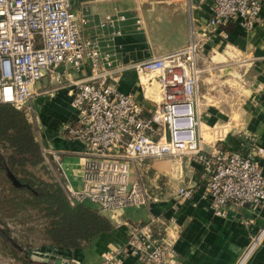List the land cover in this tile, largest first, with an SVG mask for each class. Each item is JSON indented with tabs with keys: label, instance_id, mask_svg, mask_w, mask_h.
I'll return each instance as SVG.
<instances>
[{
	"label": "built area",
	"instance_id": "1",
	"mask_svg": "<svg viewBox=\"0 0 264 264\" xmlns=\"http://www.w3.org/2000/svg\"><path fill=\"white\" fill-rule=\"evenodd\" d=\"M198 4L209 8L208 38L230 23L245 33L262 23L264 0ZM141 24L138 20V30ZM204 56V42L193 32L192 41L179 50L116 67L112 55L84 38L71 0H0V105L23 112L35 129L32 102L38 84L49 78L57 91L68 76L60 68L81 73L88 66L85 79L70 81L71 106L79 117L62 130L85 147L80 187L66 183L61 156L43 147L42 152L48 168L59 174L72 206L91 204L119 226H128L122 222V211L159 201L139 172L144 163L158 159L182 158L200 169L205 181L202 197L218 217L249 206L264 210V147L252 140L239 152L229 150L221 135L225 126L213 128L217 139L209 147L203 142L199 94ZM128 69L138 77L140 98L119 89ZM194 194L184 187L175 197L190 200ZM124 258L170 264L172 243L160 226L156 231L149 226L132 228L123 248L103 254L108 264H122Z\"/></svg>",
	"mask_w": 264,
	"mask_h": 264
},
{
	"label": "crops",
	"instance_id": "2",
	"mask_svg": "<svg viewBox=\"0 0 264 264\" xmlns=\"http://www.w3.org/2000/svg\"><path fill=\"white\" fill-rule=\"evenodd\" d=\"M71 3L82 24L84 38L97 42L103 53L112 55L116 67H130L170 53L171 49L183 48L192 41L193 32L204 42L207 56L211 51L214 54L223 47L246 54L252 65L249 89L245 91L250 94L235 126H225L227 129L221 135L223 145L231 151H241L246 142L252 140H257L264 147V12L262 23L250 33H245L237 23H230L208 38L205 36V26L209 8L207 5L199 6L198 0H182L183 7L179 9L170 4L156 5L153 11H149L139 0H103L101 4L97 0H71ZM153 14L160 15L159 21H171V24H167L166 33L152 32L154 37L157 34L163 39L160 42L155 41L149 32V18L154 19ZM138 20L142 21L140 30L137 28ZM103 24L111 25L103 27ZM159 45L167 46L159 48ZM59 72L68 75L60 89L55 91L57 85L49 78L36 88L37 94L32 102L37 118L35 128L43 149L61 156L66 183L78 189L85 147L81 142L67 137L62 130L79 117L71 106L70 81L85 79L89 69L86 65L81 73H77L71 68L62 67ZM119 89L140 96L138 77L133 70L123 72ZM199 102L200 115L204 111L200 116L201 125L205 124L210 134L212 131V140L204 143L209 147L217 139L213 128L223 125L228 116L220 109V101L211 95L210 89L205 95L199 94ZM139 172H142L143 182L152 194L159 198L158 202L122 211V222L128 226L113 222L115 230L112 233L102 236L75 255L67 256L48 247L39 249L38 258L33 260L47 264H108L104 262L103 254L123 248L129 229L149 226L156 231L160 226L172 243L173 258L170 264H264V210L249 206L227 218L216 216L209 201L202 197L205 181L201 170L186 159L147 161ZM139 172L134 174L133 179L137 178ZM184 187L195 191L192 199L175 197V193ZM254 244V249L250 251ZM122 264L140 263L133 258H124Z\"/></svg>",
	"mask_w": 264,
	"mask_h": 264
},
{
	"label": "trees",
	"instance_id": "3",
	"mask_svg": "<svg viewBox=\"0 0 264 264\" xmlns=\"http://www.w3.org/2000/svg\"><path fill=\"white\" fill-rule=\"evenodd\" d=\"M34 215L42 221L40 232L45 243L40 249L51 247L67 256L115 230L113 222L95 206L70 204L46 165L42 145L25 114L0 105V256L20 264H47L23 254L32 246L25 226L34 221Z\"/></svg>",
	"mask_w": 264,
	"mask_h": 264
},
{
	"label": "rangeland",
	"instance_id": "4",
	"mask_svg": "<svg viewBox=\"0 0 264 264\" xmlns=\"http://www.w3.org/2000/svg\"><path fill=\"white\" fill-rule=\"evenodd\" d=\"M100 4L103 2V0H97ZM140 3L145 4L147 6V9L149 11H153L156 5H165L170 4L171 6H175L176 9H179L183 7L182 0H139ZM157 15V16H156ZM153 14L154 19L149 18V24H151V27H149V32H151V37H154V33H166L167 32V24H171V21H159L160 15ZM178 24H184V22H178ZM155 29V30H154ZM154 30V31H153ZM154 32V33H152ZM155 41H162L163 39L159 36L154 37ZM157 44V42H156ZM162 44V43H161ZM158 46V45H153ZM167 45H159V48H164ZM176 48L177 45H175ZM182 48L179 47L178 49ZM175 49V50H178ZM174 49H171V52ZM174 50V51H175ZM246 54L236 51L233 48L223 47L219 50H217L216 53L213 54L211 51L210 54L207 56H204V61H201V69L203 70V74L201 76V87H200V93L206 94L208 89H210V93L217 101H220V109L224 112L226 120H224L223 125L220 126H228L230 128L234 127L236 122L238 121V114L240 110H242V106L246 99L248 98V94L250 92H245L247 89H249V82L251 81L250 75L252 72V65L251 62L248 61L247 57H245ZM204 97L203 95H201ZM247 97V98H246ZM202 100H204L202 98ZM222 102V103H221ZM200 103V102H199ZM208 104H212L210 101ZM242 104V105H239ZM202 105H204L202 101ZM202 111V115L203 116ZM201 118V117H200ZM36 138H38L36 128L34 129ZM203 142L206 144V142H210L211 134L209 132V129L205 126V124L201 125L200 129ZM212 144V143H211ZM48 166V165H47ZM49 167V166H48ZM52 172V171H51ZM53 176L58 180L60 179L59 174ZM37 174L41 177H43L46 180H49V176L44 174V172L37 171ZM35 219H33V222H30L27 226H25V236H29L31 238L32 246L26 248L24 250L23 254L27 258H38L39 249L44 245V240L42 237V234L40 232L42 228V221L39 220V215H34ZM35 228L34 231L28 232L27 229ZM24 230V229H21ZM27 230V232H26ZM24 233V232H23ZM36 260V259H35ZM0 264H20L18 261H11L9 258L0 256Z\"/></svg>",
	"mask_w": 264,
	"mask_h": 264
}]
</instances>
